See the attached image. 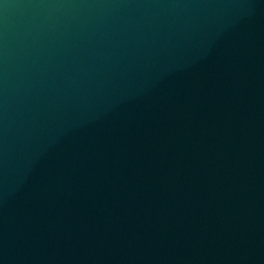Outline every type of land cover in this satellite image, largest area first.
Wrapping results in <instances>:
<instances>
[{"label":"water","instance_id":"95a60500","mask_svg":"<svg viewBox=\"0 0 264 264\" xmlns=\"http://www.w3.org/2000/svg\"><path fill=\"white\" fill-rule=\"evenodd\" d=\"M0 264H264V0H0Z\"/></svg>","mask_w":264,"mask_h":264}]
</instances>
